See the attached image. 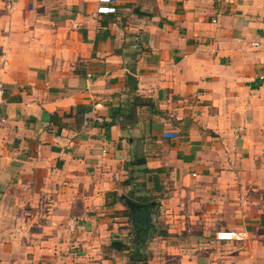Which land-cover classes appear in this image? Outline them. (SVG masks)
I'll use <instances>...</instances> for the list:
<instances>
[{
  "label": "crops",
  "instance_id": "1",
  "mask_svg": "<svg viewBox=\"0 0 264 264\" xmlns=\"http://www.w3.org/2000/svg\"><path fill=\"white\" fill-rule=\"evenodd\" d=\"M0 81V264H131L133 194L147 264H264V0H0Z\"/></svg>",
  "mask_w": 264,
  "mask_h": 264
},
{
  "label": "trees",
  "instance_id": "2",
  "mask_svg": "<svg viewBox=\"0 0 264 264\" xmlns=\"http://www.w3.org/2000/svg\"><path fill=\"white\" fill-rule=\"evenodd\" d=\"M132 207L124 211L127 222L130 226L129 241L127 245H122L119 249L129 250V261L131 264H147L148 257L140 254V249L146 247L149 241L156 236H165L166 234L157 231L153 222L157 204L151 197L133 194L131 200ZM115 246V244H112ZM131 245V246H130ZM130 247L133 248L130 252Z\"/></svg>",
  "mask_w": 264,
  "mask_h": 264
},
{
  "label": "built area",
  "instance_id": "3",
  "mask_svg": "<svg viewBox=\"0 0 264 264\" xmlns=\"http://www.w3.org/2000/svg\"><path fill=\"white\" fill-rule=\"evenodd\" d=\"M253 46H257L256 43ZM5 98V88L3 83L0 81V108L4 103ZM4 122L2 116H0V125ZM214 238L217 241H243L246 238L245 232H236V231H217L214 234Z\"/></svg>",
  "mask_w": 264,
  "mask_h": 264
},
{
  "label": "water",
  "instance_id": "4",
  "mask_svg": "<svg viewBox=\"0 0 264 264\" xmlns=\"http://www.w3.org/2000/svg\"><path fill=\"white\" fill-rule=\"evenodd\" d=\"M132 207V204H131V206H130V208Z\"/></svg>",
  "mask_w": 264,
  "mask_h": 264
}]
</instances>
